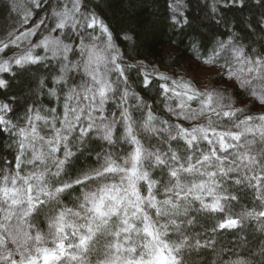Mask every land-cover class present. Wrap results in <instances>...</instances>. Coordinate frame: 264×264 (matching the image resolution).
<instances>
[{"label":"snow or ice","instance_id":"snow-or-ice-1","mask_svg":"<svg viewBox=\"0 0 264 264\" xmlns=\"http://www.w3.org/2000/svg\"><path fill=\"white\" fill-rule=\"evenodd\" d=\"M7 7L16 21L0 37V88L3 74L53 63L36 95L57 105L12 120L0 102L14 153L0 157V264H264V239L247 255L218 240L249 225L264 237V50L217 40L197 59L225 86L204 85L129 64L91 0ZM131 68L145 88L161 81L166 115L129 86Z\"/></svg>","mask_w":264,"mask_h":264},{"label":"trees","instance_id":"trees-1","mask_svg":"<svg viewBox=\"0 0 264 264\" xmlns=\"http://www.w3.org/2000/svg\"><path fill=\"white\" fill-rule=\"evenodd\" d=\"M11 2L13 0H0V37L16 21L15 12H10L7 7ZM24 3L25 0H15L17 7L22 8ZM91 4L112 29L116 43L129 64L142 62L149 69L156 67L170 75L184 74L204 85L225 86L216 76L210 82L203 83L198 75L193 74V67L200 62L197 52L207 54L217 40L233 39L245 46L264 50V30L258 24L264 16V3H259L258 0H243L242 7L240 0H235V3L233 0H135L132 9L127 7V0H91ZM174 14L180 21L179 24L173 21ZM43 15L44 13L38 12L32 23ZM124 33L131 34L133 39L124 41ZM14 71V77L3 74V78L9 81V86L6 89L0 88V102H7L13 108L10 119L16 120L24 116L27 108L34 103L44 107L57 105L52 97L36 95L40 77H48V86H52L51 76L56 73L53 63H49L47 68L44 65H30ZM127 75L129 86L151 104L155 112L166 115L159 88L161 81L153 78L145 88L139 68L129 69ZM258 110L252 108L254 112ZM8 144L9 137L0 133V157L13 159L14 153L9 150ZM84 163L85 156H81L76 167H81ZM254 227L249 225L239 233L224 230L219 234L218 240L233 252L247 255L258 250L260 240L264 239ZM240 235L248 240V244L243 247L239 246L237 240ZM207 255L211 260V253ZM227 257L226 253L225 259ZM253 258L260 259L259 256Z\"/></svg>","mask_w":264,"mask_h":264},{"label":"rangeland","instance_id":"rangeland-1","mask_svg":"<svg viewBox=\"0 0 264 264\" xmlns=\"http://www.w3.org/2000/svg\"><path fill=\"white\" fill-rule=\"evenodd\" d=\"M193 70V74L198 75L203 83L210 82L212 78L215 77V75L213 74V69L203 65L201 62L195 65V68L193 67ZM220 82L224 84L221 80Z\"/></svg>","mask_w":264,"mask_h":264}]
</instances>
